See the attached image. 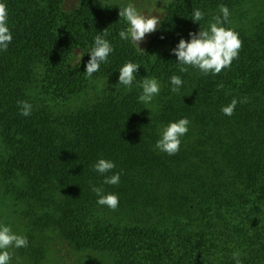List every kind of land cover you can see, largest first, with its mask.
I'll list each match as a JSON object with an SVG mask.
<instances>
[{
  "label": "trees",
  "instance_id": "obj_1",
  "mask_svg": "<svg viewBox=\"0 0 264 264\" xmlns=\"http://www.w3.org/2000/svg\"><path fill=\"white\" fill-rule=\"evenodd\" d=\"M3 2L13 40L0 51V182L25 219L20 253L41 263L40 234L50 228L114 264H236V251L241 264H264V0H163L142 50L120 38L128 24L119 7L149 12L147 0ZM221 5L230 12L223 26L243 42L238 58L217 75L181 65L172 49L208 29ZM97 34L114 50L88 77ZM129 61L140 65L131 90L118 85ZM173 75L183 81L177 92ZM145 78L161 86L147 104ZM185 117L179 152L155 148L162 129ZM102 158L116 167L99 173ZM116 173L118 184L103 183ZM93 187L117 194L119 206L99 205Z\"/></svg>",
  "mask_w": 264,
  "mask_h": 264
},
{
  "label": "clouds",
  "instance_id": "obj_2",
  "mask_svg": "<svg viewBox=\"0 0 264 264\" xmlns=\"http://www.w3.org/2000/svg\"><path fill=\"white\" fill-rule=\"evenodd\" d=\"M119 16L123 18L128 27L121 30L119 36L123 40H129L140 48V43L145 39L147 34L153 33L159 27L161 21L157 15H145L141 13L134 4L129 3L124 7H119ZM221 15L213 18L208 29L201 28L199 33H190L191 39L181 38L178 45L172 49L179 63L185 66L198 68L205 75L211 73L219 74L225 68L231 66L234 59L238 58L239 51L243 42L239 34L231 29L223 26L229 19V9L225 5L220 6ZM204 17V13L195 9L192 19L200 22ZM106 35V31H103ZM104 35L97 34L94 38V46L91 48L90 59L86 64L85 73L88 77H92L100 69V65L106 62L110 53L114 50L110 42L104 38ZM13 40V35L8 26V10L3 0H0V51H7L9 44ZM141 49V48H140ZM142 50V49H141ZM140 65L131 61L125 63L119 69V84L124 85L131 90L133 81L136 79V73ZM181 72H187V67H181ZM171 84L174 86L172 92H177L183 84L181 77L173 75ZM142 94L139 100L143 103H151L153 98L161 91V86L156 78H145L140 82ZM246 99L241 102H246ZM238 101L233 98L231 103L222 107V112L231 116L234 114ZM21 106V115H31L32 106L27 101H18ZM190 121L185 117L177 121L170 122L161 131V138L157 140L155 148L168 155H175L180 150L181 138L188 132ZM116 167L115 163L107 159H99L94 168L101 174L109 173ZM120 181V173L105 176L104 184L116 185ZM99 197L97 203L101 206L115 210L119 206V197L114 193L104 194L103 189L93 187ZM28 246L26 236L16 234L8 225H0V264H10L12 253L9 249L21 248ZM240 253H233V259L236 264H241L239 259Z\"/></svg>",
  "mask_w": 264,
  "mask_h": 264
},
{
  "label": "rangeland",
  "instance_id": "obj_3",
  "mask_svg": "<svg viewBox=\"0 0 264 264\" xmlns=\"http://www.w3.org/2000/svg\"><path fill=\"white\" fill-rule=\"evenodd\" d=\"M163 0H156L154 5L149 3V12L143 8L142 13L145 15H159L162 8L158 5ZM146 2V0H145ZM146 38V37H145ZM2 142L0 140V146ZM0 222L2 225H8L13 232L26 236L25 219L21 212L20 205H14L12 200L5 195L4 188L0 182ZM40 238L47 251L46 258L37 264H114L108 254H103L94 250H77L60 234L56 229L43 231ZM29 240V239H28ZM34 244V243H33ZM12 253L10 264H35L26 259L20 253L19 248L9 249Z\"/></svg>",
  "mask_w": 264,
  "mask_h": 264
}]
</instances>
